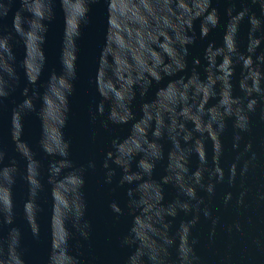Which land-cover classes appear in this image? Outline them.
I'll use <instances>...</instances> for the list:
<instances>
[{
	"label": "water",
	"instance_id": "1",
	"mask_svg": "<svg viewBox=\"0 0 264 264\" xmlns=\"http://www.w3.org/2000/svg\"><path fill=\"white\" fill-rule=\"evenodd\" d=\"M0 264H264V0H0Z\"/></svg>",
	"mask_w": 264,
	"mask_h": 264
}]
</instances>
